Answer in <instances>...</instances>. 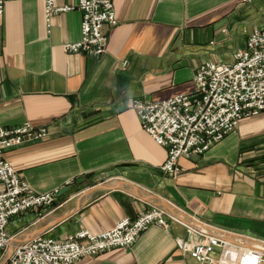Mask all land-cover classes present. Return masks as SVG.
Returning <instances> with one entry per match:
<instances>
[{"label": "crops", "instance_id": "obj_1", "mask_svg": "<svg viewBox=\"0 0 264 264\" xmlns=\"http://www.w3.org/2000/svg\"><path fill=\"white\" fill-rule=\"evenodd\" d=\"M114 4L119 25L107 30L100 58L63 50L81 38L79 10L54 16L50 33L44 0L9 1L0 17V126L29 122L51 134L8 151L6 160L38 193L85 180L78 194L58 197L54 207L13 218V247L81 230L99 234L160 207L208 235L264 252V112L243 119L205 155L181 159L173 177L160 172L167 150L127 107L130 99L193 94L203 63L232 62L264 27V0ZM176 238H187L182 224L151 226L131 248L74 264H199L177 248Z\"/></svg>", "mask_w": 264, "mask_h": 264}, {"label": "built area", "instance_id": "obj_2", "mask_svg": "<svg viewBox=\"0 0 264 264\" xmlns=\"http://www.w3.org/2000/svg\"><path fill=\"white\" fill-rule=\"evenodd\" d=\"M12 0H0V17ZM48 32L54 16L79 10L82 13L81 38L63 44L67 54L102 57L108 49L109 29L119 25L114 0H78L75 6L58 7L56 0H44ZM196 91L162 101L130 99L127 107L136 112L143 130L167 150L160 172L173 177L182 169L180 160L203 156L230 134L240 122L264 112V27L255 30L244 50L232 62L210 60L195 74ZM47 126L29 122L16 127L0 126V263L74 264L114 249H128L151 226L168 229L170 222L182 224L187 238H176L177 248L199 264H264L259 248H244L217 236L185 225L177 216L160 207L124 218L115 228L93 234L88 230L65 239L47 236L13 247L8 232L10 221L35 209L55 206L60 190L38 193L6 160L5 154L27 143L49 139Z\"/></svg>", "mask_w": 264, "mask_h": 264}, {"label": "water", "instance_id": "obj_3", "mask_svg": "<svg viewBox=\"0 0 264 264\" xmlns=\"http://www.w3.org/2000/svg\"><path fill=\"white\" fill-rule=\"evenodd\" d=\"M85 180H77L76 181V185L79 186V187H74L73 185H67L65 186L64 188H62L60 191H59V194H58V197L59 199H62V200H65L66 198H70L71 196L73 195H76L79 193L80 190L83 189V182ZM82 187V188H81ZM67 195V196H66ZM62 196H64L63 198H61Z\"/></svg>", "mask_w": 264, "mask_h": 264}]
</instances>
